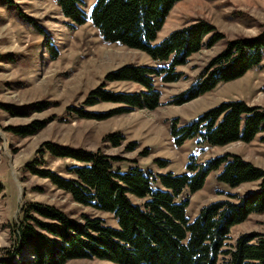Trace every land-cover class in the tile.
<instances>
[{
	"label": "rangeland",
	"instance_id": "obj_1",
	"mask_svg": "<svg viewBox=\"0 0 264 264\" xmlns=\"http://www.w3.org/2000/svg\"><path fill=\"white\" fill-rule=\"evenodd\" d=\"M81 1L83 10L90 14L96 0ZM201 20L211 23L222 38L211 44L212 34L205 36L202 48L176 67L179 80L163 82L155 77L154 85L161 93L157 108L118 112L128 105L103 100L88 104L92 91L100 87L112 92L146 89L134 81H110L108 74L126 65L165 63L142 50L105 41L91 20L75 24L63 14L57 0H0V184L4 187L0 194V263L12 260L25 264L35 259L27 250L13 253L17 225L25 208L33 203L55 206L80 222L89 216L117 225L112 213L76 202L70 193L26 167L37 160L36 169L75 177L69 169L81 163L53 156L47 143L98 151L115 157V168L138 166L154 174L185 173L192 155L198 162L236 155L264 169V131L251 142L222 146H209L195 138L181 145L175 143L171 132L174 122L186 124L220 103L242 100L264 111V58L242 76L223 81L193 100L176 103L229 41L253 38L264 30V0H180L170 10L156 43ZM26 127L37 130L25 135L20 130L25 132ZM112 134L120 135L121 144H114ZM219 172L212 171L204 186L190 194L186 214L191 220L205 205L225 199L236 201L233 196H243L260 186L259 181H253L231 187L218 180ZM187 194L186 190L181 198ZM252 232L264 235V212L252 213L233 226L225 248ZM223 261L220 258L219 264ZM64 264L116 263L93 257Z\"/></svg>",
	"mask_w": 264,
	"mask_h": 264
},
{
	"label": "trees",
	"instance_id": "obj_2",
	"mask_svg": "<svg viewBox=\"0 0 264 264\" xmlns=\"http://www.w3.org/2000/svg\"><path fill=\"white\" fill-rule=\"evenodd\" d=\"M57 1L63 14L75 24L91 20L105 41L142 50L155 61L165 63L126 65L108 74L110 81H134L146 89L112 92L100 87L92 91L88 104L103 100L128 105L118 112L157 108L161 93L154 85L155 77H161L163 82L179 80L181 74L176 72V67L202 48L205 36L212 34L211 44L222 38L211 23L201 20L171 32L156 43L170 10L180 0H96L90 14L83 10L81 0ZM263 58L264 30L253 38L229 41L176 103L193 100L223 81L242 76ZM83 116L90 117L88 113ZM177 124L173 123L171 131L177 145L193 138L209 146L251 142L264 131V111L242 100H232L206 110L186 124ZM25 129V132L20 130L25 135L37 130ZM110 137L115 145L121 144L120 135ZM45 145L53 156L81 163L69 169L75 177L36 169L37 160L26 167L70 193L76 202L112 213L117 225L89 216L80 222L55 206L30 204L14 233L13 253L27 250L35 255L34 260L25 264H64L71 259L93 257L116 264H219L220 258L223 264H264L262 234L245 233L231 248H225L233 226L244 222L252 213L264 212V169L252 162L229 154L198 162L192 155L187 172L154 174L138 166L127 170L115 168V157L98 151L54 143ZM214 170H220L218 180L231 187L253 181H259L260 186L243 196H233L236 201L225 199L205 205L191 220L186 214L190 194L200 190ZM3 190L0 184V194ZM186 190L188 194L181 198ZM0 264L16 263L3 260Z\"/></svg>",
	"mask_w": 264,
	"mask_h": 264
}]
</instances>
